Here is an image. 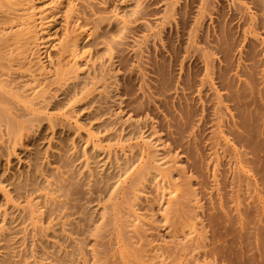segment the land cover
Here are the masks:
<instances>
[{
	"label": "rangeland",
	"instance_id": "rangeland-1",
	"mask_svg": "<svg viewBox=\"0 0 264 264\" xmlns=\"http://www.w3.org/2000/svg\"><path fill=\"white\" fill-rule=\"evenodd\" d=\"M202 2L1 0L0 89L29 110V129L14 144L0 132V264H120L103 225L113 213L112 188L140 173V182H182L175 171L166 178L146 163V144L168 147L165 137H175L183 109L193 108L199 121L184 136L201 140L205 151L211 142L210 104L196 91L204 74L188 36ZM212 2L206 24L224 23L240 45L235 66L246 64L251 38L263 31L245 23L250 9L242 0ZM161 72L173 86L169 100L159 96ZM187 87L196 91L191 99ZM146 187L138 201L144 221L166 198Z\"/></svg>",
	"mask_w": 264,
	"mask_h": 264
},
{
	"label": "bare ground",
	"instance_id": "bare-ground-1",
	"mask_svg": "<svg viewBox=\"0 0 264 264\" xmlns=\"http://www.w3.org/2000/svg\"><path fill=\"white\" fill-rule=\"evenodd\" d=\"M242 2L250 9L245 14V23L256 31H263L251 38L244 57L246 64L235 66L232 60L241 50L231 30L220 21H216L212 29L206 24L213 20L212 0H203L197 7L196 19L188 35L189 45L204 74L198 82L194 81L200 87L199 91L195 90L198 94L203 92L200 93L202 99L204 93L207 94L205 102L210 104L209 112L205 110L212 117L207 154L201 140L196 141L194 137L191 140L189 135L186 139L188 129L199 122L198 117L197 121L192 120L196 117L192 107L199 98L196 93L194 99L197 100L191 107L188 105L191 111L186 105V110L182 106L183 111L179 109L183 112V122L175 123V137H165L168 147L154 150L146 144L147 157L151 161L145 162L159 173H165L166 178L171 176L172 179L175 171L182 182H140V173L130 182H119L110 191L113 213L103 225L109 226L107 250H113L112 257L116 255L120 264H264V61L260 58L264 55V0ZM163 72L157 89L159 96L169 100L173 97L169 94L173 86ZM191 87H187L191 91L188 99L193 95ZM1 89L0 132L14 144L21 130L29 129V110L18 108L5 97L8 92ZM194 112L200 114L195 107ZM162 166V170L159 169ZM146 183L163 190L161 194L166 198L156 217L152 215L144 221L142 217L148 214L138 213L143 210L138 201L142 199L140 194L147 193ZM74 192V188L67 189L69 194ZM148 210L155 211L154 208Z\"/></svg>",
	"mask_w": 264,
	"mask_h": 264
}]
</instances>
